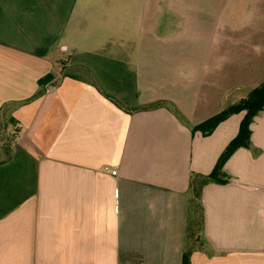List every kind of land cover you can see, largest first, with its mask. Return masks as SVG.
<instances>
[{
  "label": "crops",
  "instance_id": "obj_1",
  "mask_svg": "<svg viewBox=\"0 0 264 264\" xmlns=\"http://www.w3.org/2000/svg\"><path fill=\"white\" fill-rule=\"evenodd\" d=\"M263 84L264 0H0V264H264V108L187 234Z\"/></svg>",
  "mask_w": 264,
  "mask_h": 264
},
{
  "label": "trees",
  "instance_id": "obj_2",
  "mask_svg": "<svg viewBox=\"0 0 264 264\" xmlns=\"http://www.w3.org/2000/svg\"><path fill=\"white\" fill-rule=\"evenodd\" d=\"M53 79L52 75H48L45 80L41 81V85L44 82H50ZM43 82V83H42ZM168 105V103H159L157 105L149 107L156 108L158 106ZM264 108V84L259 88L252 91L249 98L242 100L239 104L229 106L223 112L210 118L209 120L192 128L194 132H201L204 136L211 135L215 129L230 116L245 111V116L242 119L239 127L238 135L227 145L220 158L218 159L213 171L208 175L191 174L189 181V210L187 220V234L190 239H200L204 229V208L202 203V195L205 186L211 183L226 184L229 182L230 177L223 171V167L228 159L239 148L246 147L252 149L251 144V124L254 118ZM146 109V108H144ZM148 109V108H147ZM16 121L13 118L5 119L0 122V133L4 134L10 125H16ZM12 136V139L14 137ZM256 153V151H254ZM11 144L8 146V155L6 159L0 161V165L6 163L11 159ZM183 264H190V253L187 250L183 257Z\"/></svg>",
  "mask_w": 264,
  "mask_h": 264
},
{
  "label": "rangeland",
  "instance_id": "obj_3",
  "mask_svg": "<svg viewBox=\"0 0 264 264\" xmlns=\"http://www.w3.org/2000/svg\"><path fill=\"white\" fill-rule=\"evenodd\" d=\"M1 131V130H0ZM14 128L9 126L5 133H0V161L6 159L8 155V146L11 144Z\"/></svg>",
  "mask_w": 264,
  "mask_h": 264
},
{
  "label": "built area",
  "instance_id": "obj_4",
  "mask_svg": "<svg viewBox=\"0 0 264 264\" xmlns=\"http://www.w3.org/2000/svg\"><path fill=\"white\" fill-rule=\"evenodd\" d=\"M117 172L116 171H113V174H116Z\"/></svg>",
  "mask_w": 264,
  "mask_h": 264
}]
</instances>
